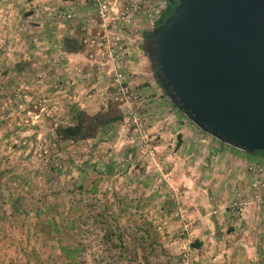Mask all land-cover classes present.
<instances>
[{
  "label": "rangeland",
  "instance_id": "rangeland-1",
  "mask_svg": "<svg viewBox=\"0 0 264 264\" xmlns=\"http://www.w3.org/2000/svg\"><path fill=\"white\" fill-rule=\"evenodd\" d=\"M78 1L77 10L96 16L94 5ZM23 13L14 25L16 30L30 25L28 36L20 39L15 32L0 38V264H264V181L257 176L263 184L258 196L252 189L246 201L231 208L239 218H251L252 208L261 206L254 215L255 250L211 255L193 249L182 203L160 188L168 183L161 162L145 156L152 140L138 129L141 103L124 106L115 100L109 68L79 56L86 51L80 22L90 17L84 22L79 11L73 21H65L79 30L58 40L46 30L62 21L56 15L41 14L25 23ZM151 30L133 35L128 53L132 60L144 59L143 68L155 81L144 46ZM70 38L79 40L82 51L63 58L57 44L64 48ZM111 103L130 117L119 140L116 124L94 139L58 138V127L73 124L74 107L96 113ZM129 132L132 142L125 139ZM170 219L179 220L177 231L168 226Z\"/></svg>",
  "mask_w": 264,
  "mask_h": 264
},
{
  "label": "water",
  "instance_id": "water-1",
  "mask_svg": "<svg viewBox=\"0 0 264 264\" xmlns=\"http://www.w3.org/2000/svg\"><path fill=\"white\" fill-rule=\"evenodd\" d=\"M145 52L170 101L224 144L264 151V0H171Z\"/></svg>",
  "mask_w": 264,
  "mask_h": 264
},
{
  "label": "crops",
  "instance_id": "crops-1",
  "mask_svg": "<svg viewBox=\"0 0 264 264\" xmlns=\"http://www.w3.org/2000/svg\"><path fill=\"white\" fill-rule=\"evenodd\" d=\"M48 1L45 0V3L41 4L38 3L39 0H0V20L3 22V26L0 24V38L7 35L16 36V34L20 39L25 35L28 36L30 25L27 30L22 29L24 27L22 23L23 27L17 30L18 26L14 25V22H21L23 12L27 14V18L24 17L25 23L28 20L36 22L41 14L53 16L55 10H52V7L54 8L56 4H61L65 8L70 7L71 4L68 0H56V3H48ZM79 11L84 22L93 14L83 8H78L77 13ZM59 22L54 27L50 24L46 29L49 34H56L58 40L62 33L73 36L76 30H79L73 23L69 25L63 20ZM82 22L80 23L83 27L92 29V26ZM15 32L17 33L14 34ZM135 34L131 31L130 36ZM130 39V45L135 43L134 39ZM60 43L61 41L57 45L61 57L71 58L70 53L65 51ZM84 55L85 52L79 56L85 58ZM130 60L132 76L136 78L134 83L146 82V85L142 86L143 101L137 106L139 111H142V125L138 126V129H141L143 136L152 140L150 145L152 149H144L145 156L161 162L162 175L168 183L160 188H167L171 200L174 198L182 203L181 206L186 215V228L190 238L194 239L191 246L198 252L211 255L235 251L242 253L245 252L244 248L250 251L255 250L258 245L253 225L258 221H254V215L261 206L252 208L251 218L250 216L239 218L236 210L231 208L238 202L246 201L244 195L250 194L253 189L252 182L257 179V176L264 181V155L239 150L204 134L199 128L196 129V125L172 105L158 79L155 78L157 80L154 81L152 74L147 72V68H143L144 59L141 57ZM129 118L124 116V119L119 122L120 125L115 123L119 126V131L114 134L118 136V140L125 136L124 129L127 127L125 124L130 123ZM126 138L130 139L127 140L128 142H132L130 132ZM252 165H258L262 174L258 175L256 171H249ZM251 199L253 200L252 197ZM257 219L260 220V217L255 216V220ZM178 222L179 220L170 219L168 226L173 228V231H177Z\"/></svg>",
  "mask_w": 264,
  "mask_h": 264
},
{
  "label": "built area",
  "instance_id": "built-area-1",
  "mask_svg": "<svg viewBox=\"0 0 264 264\" xmlns=\"http://www.w3.org/2000/svg\"><path fill=\"white\" fill-rule=\"evenodd\" d=\"M71 1L70 7L61 4L56 8L55 14L60 20L73 21L77 17V7L81 5L78 0ZM96 8V16L87 20L84 26L85 38L83 40L86 51L85 57L89 62L99 63L108 67L113 73L111 86L114 88L115 100L121 101L124 106L129 103H141L143 90L138 84L130 80V55L128 53L131 31L139 33L143 28L154 29V23L159 22L166 13L169 0L164 3L151 0H86ZM85 5V4H84ZM137 24V26H136ZM37 41V39L35 38ZM102 69V68H101ZM103 71L105 74L107 71ZM252 165L251 169L258 172ZM262 181L253 180L251 187L258 196L262 188Z\"/></svg>",
  "mask_w": 264,
  "mask_h": 264
},
{
  "label": "trees",
  "instance_id": "trees-1",
  "mask_svg": "<svg viewBox=\"0 0 264 264\" xmlns=\"http://www.w3.org/2000/svg\"><path fill=\"white\" fill-rule=\"evenodd\" d=\"M172 10L173 4L171 0H169L168 9L164 16L160 19L159 24L164 23V21L172 14ZM63 49L70 54H77L82 51V45L79 43L78 39L70 38L64 41ZM172 105L177 108L175 104L172 103ZM72 113L73 124L60 126L56 129L57 136L62 141L77 142L94 139L108 127L121 122L124 118L121 111L113 103H111L106 110H100L96 113H89L88 111L78 107H74ZM256 154L264 155V151L256 152ZM15 212H18V207H15ZM71 262H74V258Z\"/></svg>",
  "mask_w": 264,
  "mask_h": 264
},
{
  "label": "flooded vegetation",
  "instance_id": "flooded-vegetation-1",
  "mask_svg": "<svg viewBox=\"0 0 264 264\" xmlns=\"http://www.w3.org/2000/svg\"><path fill=\"white\" fill-rule=\"evenodd\" d=\"M146 45V39H145V42H144V46Z\"/></svg>",
  "mask_w": 264,
  "mask_h": 264
}]
</instances>
